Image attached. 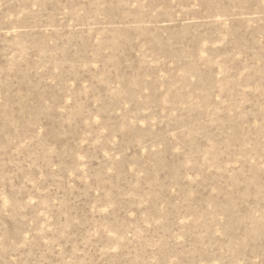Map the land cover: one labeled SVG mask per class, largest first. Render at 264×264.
Wrapping results in <instances>:
<instances>
[{
	"label": "rangeland",
	"instance_id": "1",
	"mask_svg": "<svg viewBox=\"0 0 264 264\" xmlns=\"http://www.w3.org/2000/svg\"><path fill=\"white\" fill-rule=\"evenodd\" d=\"M0 264H264V0H0Z\"/></svg>",
	"mask_w": 264,
	"mask_h": 264
}]
</instances>
